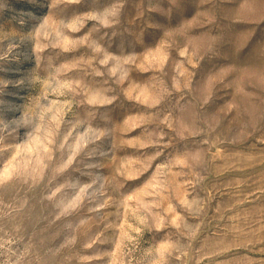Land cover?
Wrapping results in <instances>:
<instances>
[{"label":"rangeland","instance_id":"374dc122","mask_svg":"<svg viewBox=\"0 0 264 264\" xmlns=\"http://www.w3.org/2000/svg\"><path fill=\"white\" fill-rule=\"evenodd\" d=\"M0 264H264V0H0Z\"/></svg>","mask_w":264,"mask_h":264}]
</instances>
